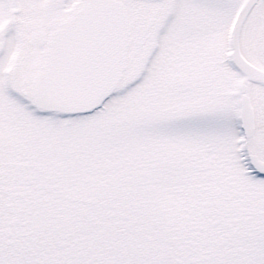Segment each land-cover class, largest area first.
I'll return each mask as SVG.
<instances>
[{
    "label": "snow or ice",
    "instance_id": "obj_1",
    "mask_svg": "<svg viewBox=\"0 0 264 264\" xmlns=\"http://www.w3.org/2000/svg\"><path fill=\"white\" fill-rule=\"evenodd\" d=\"M0 264H264V0H0Z\"/></svg>",
    "mask_w": 264,
    "mask_h": 264
}]
</instances>
